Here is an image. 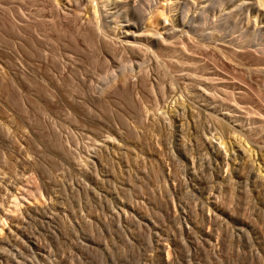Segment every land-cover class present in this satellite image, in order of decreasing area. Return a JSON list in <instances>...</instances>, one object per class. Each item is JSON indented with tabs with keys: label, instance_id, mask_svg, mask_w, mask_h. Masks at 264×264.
Segmentation results:
<instances>
[{
	"label": "rangeland",
	"instance_id": "rangeland-1",
	"mask_svg": "<svg viewBox=\"0 0 264 264\" xmlns=\"http://www.w3.org/2000/svg\"><path fill=\"white\" fill-rule=\"evenodd\" d=\"M222 1L156 0L133 67L0 0V264H264V6Z\"/></svg>",
	"mask_w": 264,
	"mask_h": 264
},
{
	"label": "bare ground",
	"instance_id": "bare-ground-1",
	"mask_svg": "<svg viewBox=\"0 0 264 264\" xmlns=\"http://www.w3.org/2000/svg\"><path fill=\"white\" fill-rule=\"evenodd\" d=\"M175 1H177V0H175ZM258 1H260V0H258ZM209 2H210V0H205V5L210 4ZM217 2H218V0H217ZM231 2H232V0H231ZM240 2H242V1H240ZM248 2H244L243 1V4L242 3L241 4L245 6V5L248 4ZM157 3L158 2H156V0H51V10L53 11V13L56 16H58V17H60V16L62 17L63 16V18L66 19L68 22L70 21L71 23L72 22L73 23H81L83 26L87 27L89 29V31L94 34V36L96 38V41H98L99 44H100V45L98 44L99 46L106 45L105 47H108V48L110 47L111 48V51L113 53H115V51L117 52L119 49L121 51H124V50H128V51H131V52L133 51V54H134L133 56L136 57V59L133 61V63H134L133 64V67H141L140 65H142V57L140 56L141 53H140V50L138 48V46H141L139 44V43H141L140 41L142 40L141 37H143V39L145 38L146 39L145 41L148 40L147 43L149 44L148 46L150 48L154 44H158L157 46L160 47L159 45L163 46L167 42V39L165 38V37H167V35L164 37L162 34H169V33H171L170 32L171 31V28H168V26L166 25V22H167V19H168L167 14L169 12L166 13L165 9H161L160 10V7L156 6ZM216 3H215V5H217ZM228 3H230V2H228ZM252 3L253 2H251L249 4H252ZM221 4H223V1H222ZM205 5H203V6L206 7ZM260 5H263L264 6V1L261 0L260 1ZM212 7H213V5H212ZM231 10H233V9H231ZM219 11H220V9H219ZM228 11H230V10L228 9ZM82 13H84V14L82 15ZM85 15H87L86 18L84 17ZM228 15L229 14H227V16ZM263 17H264V12H263ZM78 25H79V28H80V24H78ZM82 25H81V28H82ZM263 27H264V21L262 22L260 28L262 29ZM111 40L113 41V43L110 42ZM115 40L117 41V43L115 42L116 44H114V41ZM116 45H117L118 48L116 47ZM243 45H245V44H243ZM144 46H146V45H144ZM229 46H231V45H229ZM116 49H118V50H116ZM221 49L222 48H220V50ZM148 50H149V48H148ZM151 50L153 51V54H155L158 57L159 54L157 55L155 53L157 50L154 51V49H150V51ZM152 51H151V53H152ZM148 53H149V51H148ZM230 55L232 57V54H230ZM261 55H262V53H261ZM143 61H145V60H143ZM147 61H148V59H147ZM258 65H259V63H258ZM254 68L253 69L251 68L253 70V72L254 71L256 73L258 72V73H260V74H262L264 76V67H261L260 66V67H257L255 69ZM139 69H141V68H139ZM125 70H127V69H123L122 73ZM132 70H134V68ZM123 75H125V74H123ZM123 75H121V76H123ZM111 76H113V75H111ZM122 78H124V76ZM212 99H213V97H212ZM210 107H211V105H210ZM227 123H229V122H227ZM225 128H226V126H225Z\"/></svg>",
	"mask_w": 264,
	"mask_h": 264
}]
</instances>
